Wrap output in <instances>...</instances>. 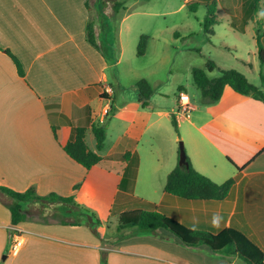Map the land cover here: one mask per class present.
Listing matches in <instances>:
<instances>
[{"label":"crops","instance_id":"obj_1","mask_svg":"<svg viewBox=\"0 0 264 264\" xmlns=\"http://www.w3.org/2000/svg\"><path fill=\"white\" fill-rule=\"evenodd\" d=\"M99 6V0H0V186L72 198L97 209L100 220L98 235L85 225L56 221L13 225L0 202V264H102L103 255L107 264H117V256L119 264L242 261L206 246L187 247L165 229L103 244L110 227L99 207L118 216L142 201L177 210L178 219L194 228L235 226L264 250V104L230 87L214 105H191L189 117L176 111L178 101L176 107L154 101L145 108L139 98L116 104L108 75L114 64L99 41L96 48L87 40L89 22L98 34L99 13H92ZM7 51L19 60L25 77ZM111 109L105 146L98 150L97 141L94 147L87 143V135L93 125L106 122ZM173 114L195 170L217 184L235 179L224 200L196 204L167 197L165 190L154 194L153 177L176 167L175 151L166 160L157 137L163 119ZM78 127L86 128L89 149L102 157L90 170L63 149ZM126 153L128 158H121ZM16 241H21L18 250Z\"/></svg>","mask_w":264,"mask_h":264},{"label":"rangeland","instance_id":"obj_2","mask_svg":"<svg viewBox=\"0 0 264 264\" xmlns=\"http://www.w3.org/2000/svg\"><path fill=\"white\" fill-rule=\"evenodd\" d=\"M114 1L102 0L103 8L94 7L92 15L97 17L99 13L96 41L103 45L109 61L114 64L108 75L114 88L113 101L116 104L137 100V83L145 79L154 91L149 100L150 105L160 101L161 104L176 107L181 92H184L190 97L191 105L204 107L201 92L193 79V70H207L210 61L217 66L209 74L210 77L218 76L219 70L235 69L264 92L261 80L264 66H261L258 59L257 44L259 35L264 45V0L258 3L254 0H127L126 11L122 10L119 14L113 10ZM213 2L216 4L214 14L217 24L209 28V33L204 19L208 6L214 7ZM191 4L198 5L195 12L188 8ZM175 33L179 36H175ZM142 35L149 37L148 48L145 55L138 56ZM195 112H192L193 117ZM173 115L162 121V128L157 135L160 141L158 152L167 160L174 150V166L177 167L180 166V143L184 144L186 152L187 147L180 128L179 132L175 130ZM107 119L103 124L106 129L110 124ZM171 139H174V143ZM87 143L91 147L96 144L92 132L87 135ZM167 176L153 177L154 194L157 191L161 194L165 190ZM99 208L102 218L110 227L105 236L116 233L117 215L111 216L103 206ZM88 210L99 217L97 209ZM90 218L91 215H88ZM222 254L231 259L237 257ZM117 261V264L121 261L118 256ZM242 261H238V264H246Z\"/></svg>","mask_w":264,"mask_h":264},{"label":"trees","instance_id":"obj_3","mask_svg":"<svg viewBox=\"0 0 264 264\" xmlns=\"http://www.w3.org/2000/svg\"><path fill=\"white\" fill-rule=\"evenodd\" d=\"M99 0L100 9L104 4ZM127 0H115L113 10L119 14L126 11ZM255 3L260 0H254ZM197 4L188 5L191 12L197 10ZM213 8L208 6L204 19L206 30L211 33L210 27L217 24L214 14L216 4ZM103 14H101V17ZM175 36H179L175 33ZM149 37L142 35L138 47V56L146 53ZM87 40L97 48L94 22L87 25ZM258 59L261 66H264V45L261 36H257ZM7 53L15 62L21 77H25V71L19 60L9 51ZM217 68L212 61L208 62L207 70L194 69L193 79L199 88L203 105L209 106L220 101L226 87H230L236 93L248 96L264 104V92L252 84L248 78L235 69L219 70V75L210 77ZM262 85L264 76L261 74ZM139 102L143 107H148L154 91L150 83L143 79L137 83ZM114 114V109L109 110L108 121ZM172 122L176 132H179V125L176 116H172ZM93 133L97 141L98 150L105 146L107 132L106 127L93 125ZM65 152L77 163L90 170L102 161V157L89 149L86 143V128L75 129L74 139L63 145ZM128 153L121 155L127 159ZM189 169L177 166L167 177L165 194L167 197L177 198L182 202L202 203L205 201H221L227 198L235 185V179H229L223 184H217L210 178L202 175L192 166L187 156ZM79 187V186H78ZM77 187V188H78ZM0 202L6 206L11 213L13 225H18L28 220L38 219L39 222L49 224L52 220L61 225L80 226L85 225L98 235L100 220L90 210L77 204L72 198L61 197L55 193L47 196H39L34 188L25 192H17L8 187L0 186ZM114 213V209L111 211ZM91 215L92 221L88 219ZM179 212L162 206H157L147 201L139 202L136 207L127 209L118 214V228L116 233L102 238L103 244L115 245L132 237L147 234H156L157 230L165 229L178 237L182 243L190 248L206 246L215 253H225L237 256L246 264H264V250L261 249L243 230L230 226L219 231H208L204 228H194L188 223L178 219ZM184 217L186 212L183 211ZM102 264H107L106 255H103Z\"/></svg>","mask_w":264,"mask_h":264},{"label":"built area","instance_id":"obj_4","mask_svg":"<svg viewBox=\"0 0 264 264\" xmlns=\"http://www.w3.org/2000/svg\"><path fill=\"white\" fill-rule=\"evenodd\" d=\"M178 106H179V110L178 112L181 113L183 116L185 117H189L190 116V112H191V103H190V97L184 93L181 92L180 96H179V100H178ZM109 110L106 112L108 114ZM21 247V241H16L13 249L14 250H18Z\"/></svg>","mask_w":264,"mask_h":264},{"label":"water","instance_id":"obj_5","mask_svg":"<svg viewBox=\"0 0 264 264\" xmlns=\"http://www.w3.org/2000/svg\"><path fill=\"white\" fill-rule=\"evenodd\" d=\"M179 165L181 168L189 169V163L187 161V153L184 144L182 142L180 143V150H179ZM90 221H92L91 218Z\"/></svg>","mask_w":264,"mask_h":264}]
</instances>
